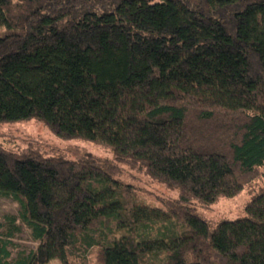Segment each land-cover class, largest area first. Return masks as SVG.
I'll list each match as a JSON object with an SVG mask.
<instances>
[{
  "label": "trees",
  "instance_id": "1",
  "mask_svg": "<svg viewBox=\"0 0 264 264\" xmlns=\"http://www.w3.org/2000/svg\"><path fill=\"white\" fill-rule=\"evenodd\" d=\"M2 29L0 125L37 120L114 159L0 146V197L20 207L0 264H92L94 249L102 264H264V189L234 222L193 208L264 179V0H0ZM124 166L179 198L139 203ZM19 221L38 247L14 259Z\"/></svg>",
  "mask_w": 264,
  "mask_h": 264
},
{
  "label": "rangeland",
  "instance_id": "2",
  "mask_svg": "<svg viewBox=\"0 0 264 264\" xmlns=\"http://www.w3.org/2000/svg\"><path fill=\"white\" fill-rule=\"evenodd\" d=\"M3 32V29L0 30V35ZM0 146L16 153L27 154L30 151H37L45 157H61L70 161H80L90 156L101 162L113 161L114 159L110 149L85 140H64L53 134L44 123L37 120L1 124ZM121 169V182L125 186L131 187V196L133 194L139 203L150 208L167 211V203L179 198L178 191L170 190L166 186L152 181L144 172L125 166ZM262 189H264V179L247 187L235 198L219 200L209 209L198 204L193 205V208L199 217L211 226L215 227L223 221L234 222L245 217L247 204ZM19 214L20 207L16 202L0 197V223H4L6 216L19 217ZM19 227L20 231L11 239L10 251L14 259L19 254H29L38 247V243L32 239L30 231L21 221H19ZM161 228L162 226L158 225L155 231L158 232ZM6 230L7 228L0 231V238ZM90 260L92 264H102L99 261L98 249L92 251ZM50 264L62 263L52 261ZM145 264H160V262L154 258H146Z\"/></svg>",
  "mask_w": 264,
  "mask_h": 264
}]
</instances>
